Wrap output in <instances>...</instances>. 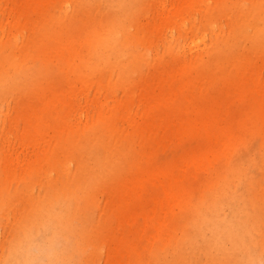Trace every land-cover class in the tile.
<instances>
[{
  "label": "rangeland",
  "instance_id": "obj_1",
  "mask_svg": "<svg viewBox=\"0 0 264 264\" xmlns=\"http://www.w3.org/2000/svg\"><path fill=\"white\" fill-rule=\"evenodd\" d=\"M263 6L0 0L1 53L12 57L10 64L0 53V264L40 219L35 201L56 203L64 183L76 181L94 183L92 194L78 204L67 190L59 210L43 216L54 227L68 208L69 233L91 238L76 264H213L222 245L208 231L220 212L194 222L218 202L229 213L257 196L259 216L241 228L255 224L260 233L264 26L254 23L253 7ZM111 38L125 41V56L106 54ZM134 58L136 71H127L124 60ZM160 167L177 172V196L153 176ZM69 253L67 246L64 260Z\"/></svg>",
  "mask_w": 264,
  "mask_h": 264
},
{
  "label": "bare ground",
  "instance_id": "obj_2",
  "mask_svg": "<svg viewBox=\"0 0 264 264\" xmlns=\"http://www.w3.org/2000/svg\"><path fill=\"white\" fill-rule=\"evenodd\" d=\"M255 8H257V7H255ZM255 8L253 7L254 23L256 25H259V26H264V16H263L264 6L261 7V9H259V10L255 9ZM256 14L262 18L259 19L258 18L259 16H256ZM242 32L243 31H241V33ZM5 45L6 44L3 42L0 43V53L2 52V50L6 49ZM47 47H48V41L45 40V41H43V43L40 46H38V51H43V53H45ZM105 48L106 49L104 51L106 52V54H117L118 56H121V57L126 55V43H125V41H123L121 43L118 40V38H111L107 42ZM1 58L4 61H7L11 64V58L12 57H10L8 54L1 53ZM135 59L136 58H134L130 62V65L129 64L126 65V61L124 60V67H125V69H127V71H136L134 68V65H135L134 60ZM13 61L14 62L12 64L16 63L15 60H13ZM117 61L119 63H121L122 59L119 58V59H117ZM132 65H133V67H132ZM19 66L21 67L22 63ZM16 78H18V77H16ZM125 78H126V81H127V79H130V78H128V76H125ZM212 118H213V116L210 115L209 120H211ZM109 124H113L112 120L108 121V128L111 129V125H109ZM194 129L199 130V128L197 126H195ZM233 129H234L233 126H230V132H229L230 134H232ZM117 151H118V149L117 150H115L114 148L111 149V152L113 155H116ZM129 162L130 161H128L127 163H129ZM153 176H155L156 180L161 181V183L164 186L163 189L165 190V192H167L169 194V196L175 197L181 191V189H180L181 185L179 183L178 174L175 171H171V168H169V170H166L164 167H160V168H158V170H155ZM96 181L99 184L100 178H99V180L97 179ZM93 186H94V183H85V182H81V181H76L74 183V185L72 184L70 186L68 183H64L63 187L60 189V191H58V199L56 200V203L54 202V203L47 204V203H43V201L41 203L35 201L34 207L37 208V210H39L38 216L40 217V219L37 220L35 225L34 224H32V225L27 224L26 226L28 229L25 231H22L19 234V236L17 237V238H19L17 244H15L11 247L10 254L6 258V264H15L14 250L22 242V240L24 238H26L30 233H32L33 230H35V229H37V228H39L45 224H48V223H46L43 216L46 215L48 212H54V211L59 210L58 201H59V195L60 194H66L67 190H68L67 193L73 192V193L77 194L79 196L77 203L79 204V202L82 201L83 198L88 197L89 193L92 194ZM4 192H6V191L4 189L0 188V211H2L5 207ZM251 199L246 198L242 202L237 203L235 206L232 207V209L229 211V213L225 212V210H223L224 212L223 211L221 212L220 202H218L213 207H211L209 209V212L204 216V218L199 217V219L196 222H194L195 225L201 226L206 222L212 221L214 215L217 212H220V216L218 217L219 225H217L216 227H213V228H215V230L208 231L209 232L208 234L214 235L215 238L217 239V241L219 243H221V245H222V250L220 253H218V254L216 253L217 255H215V257H214L213 264H214V262H215V264H242V263H240L239 258H245V257L247 260L244 261V264H264L263 260H262V256L264 258V227L260 229V233H259V231L256 232V225L255 224H254V227L252 229H249V230L244 231L241 228L242 224L245 221L250 222L252 224V220H254L256 217L259 216L258 214H256L257 211L259 212V209L257 207L258 197L254 196V198L251 197ZM62 212H63V210H61L58 213H60V215L62 214L61 216L64 219V218H68L70 216L71 210L66 208L64 210V212L63 213ZM62 218L60 217L59 219H57V223L54 226V228H56L60 232L62 237L66 238V242L64 243V248L69 246L70 253L67 256V259H65V260L62 257V255L59 256L57 258V264H76V261H77V259H79V256H82L85 253V250L87 248H89L88 246H90L92 244V241H91L90 237H86L83 235H81L82 238H79L78 234H76L74 230H71L70 231L71 234H70L68 228L63 223ZM263 224H261V225H263ZM218 227H220V228H218ZM85 238H90V239H89V241H87ZM242 238H251V240H249L250 244L247 247V249L244 251V253L240 254L242 249H244L246 244L249 242L248 240H243ZM86 241H87V245H86ZM253 247L257 248V249H261V251H256L255 253H252L254 251V249L252 251ZM211 254H212V252H211ZM168 264H173L172 260L171 261L169 260Z\"/></svg>",
  "mask_w": 264,
  "mask_h": 264
},
{
  "label": "clouds",
  "instance_id": "obj_3",
  "mask_svg": "<svg viewBox=\"0 0 264 264\" xmlns=\"http://www.w3.org/2000/svg\"><path fill=\"white\" fill-rule=\"evenodd\" d=\"M66 238L45 224L30 233L14 250L15 264H57L64 251Z\"/></svg>",
  "mask_w": 264,
  "mask_h": 264
}]
</instances>
